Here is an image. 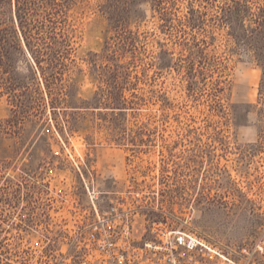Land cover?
Wrapping results in <instances>:
<instances>
[{"label":"rangeland","instance_id":"obj_1","mask_svg":"<svg viewBox=\"0 0 264 264\" xmlns=\"http://www.w3.org/2000/svg\"><path fill=\"white\" fill-rule=\"evenodd\" d=\"M35 2L34 54L16 0L0 24V250L77 229L82 175L122 189L150 158L202 229L264 233V0Z\"/></svg>","mask_w":264,"mask_h":264},{"label":"built area","instance_id":"obj_2","mask_svg":"<svg viewBox=\"0 0 264 264\" xmlns=\"http://www.w3.org/2000/svg\"><path fill=\"white\" fill-rule=\"evenodd\" d=\"M165 168L150 158L140 179L127 171L117 190L82 175L87 201L77 229L66 225L57 239L45 234L41 244L18 248L15 259L0 250V264H264V233L236 242L202 229L196 196L183 189L179 174L175 189L165 192L171 173Z\"/></svg>","mask_w":264,"mask_h":264},{"label":"trees","instance_id":"obj_3","mask_svg":"<svg viewBox=\"0 0 264 264\" xmlns=\"http://www.w3.org/2000/svg\"><path fill=\"white\" fill-rule=\"evenodd\" d=\"M7 3V0H0V24L2 23H7L10 19H8V17L5 16V10L4 7ZM16 5H17V9H16V13H17V17L19 20V23L21 25V29L23 30V33L25 35V41H26V45L27 48L31 51V55L34 54V50L32 48V39H33V34L31 32V28H30V24L31 22L29 21L32 15V9L33 6L36 5L35 0H16ZM5 16V17H4ZM27 25L28 30L27 32L24 31V25ZM13 37L16 38L15 34H12ZM5 36L1 35V31H0V62L3 64L5 63V60L3 59V55L5 53H7V49L5 48ZM36 60L38 59L37 56H35ZM10 67V66H9Z\"/></svg>","mask_w":264,"mask_h":264},{"label":"flooded vegetation","instance_id":"obj_4","mask_svg":"<svg viewBox=\"0 0 264 264\" xmlns=\"http://www.w3.org/2000/svg\"><path fill=\"white\" fill-rule=\"evenodd\" d=\"M196 180H197V174H196ZM195 196H196V201H198V188L195 187Z\"/></svg>","mask_w":264,"mask_h":264}]
</instances>
